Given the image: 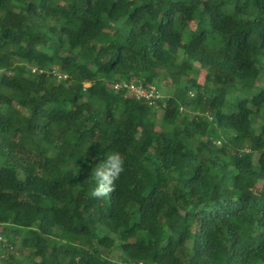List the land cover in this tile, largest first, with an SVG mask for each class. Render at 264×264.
Returning a JSON list of instances; mask_svg holds the SVG:
<instances>
[{
	"label": "trees",
	"instance_id": "16d2710c",
	"mask_svg": "<svg viewBox=\"0 0 264 264\" xmlns=\"http://www.w3.org/2000/svg\"><path fill=\"white\" fill-rule=\"evenodd\" d=\"M119 257L264 264V0H0V264Z\"/></svg>",
	"mask_w": 264,
	"mask_h": 264
},
{
	"label": "clouds",
	"instance_id": "9594fccd",
	"mask_svg": "<svg viewBox=\"0 0 264 264\" xmlns=\"http://www.w3.org/2000/svg\"><path fill=\"white\" fill-rule=\"evenodd\" d=\"M124 165L125 160L121 153L108 154L104 163L93 171L96 187L92 189L91 196L99 199L116 191L115 182L125 171Z\"/></svg>",
	"mask_w": 264,
	"mask_h": 264
},
{
	"label": "built area",
	"instance_id": "2783aa9c",
	"mask_svg": "<svg viewBox=\"0 0 264 264\" xmlns=\"http://www.w3.org/2000/svg\"><path fill=\"white\" fill-rule=\"evenodd\" d=\"M54 74L60 80L67 78V74L54 71ZM113 88L116 92H124L126 97H133L138 100H144L148 103H155L158 99H164V94L151 83H144L139 79H131L129 81H118L114 83ZM121 264H144L143 261H124Z\"/></svg>",
	"mask_w": 264,
	"mask_h": 264
},
{
	"label": "rangeland",
	"instance_id": "374dc122",
	"mask_svg": "<svg viewBox=\"0 0 264 264\" xmlns=\"http://www.w3.org/2000/svg\"><path fill=\"white\" fill-rule=\"evenodd\" d=\"M190 24H191L192 26H194V23H190ZM195 44H196V42H195V41H192V45H195ZM194 64H195V66L197 67V69H198L197 71H198L199 73H198V75H196V76L193 75L192 77L198 79V81L202 83V82H204V80H205V76H206V74H207V72H208L207 65H205V64H203V63H201V62H199V61H197V60L194 61ZM166 82H167V81H166ZM90 84H91V83L86 82V86H90ZM165 84H166V83L164 82V83H163V86H164ZM165 90H166L165 88H162L161 91L164 92ZM192 96L197 97V98H198V101H200V102H204V100H205L204 97H203V95H202L201 93H199V94H198V93H193ZM162 113H163V110H162V109H157V118H158V120L161 118ZM256 117H257V121L262 120V117H261V116L257 115ZM254 192H255L256 194H258L257 191H254ZM161 225L163 226L164 224L161 223ZM65 237H67V235H65ZM14 250H15V249H12V251H14ZM100 251H101V253L103 254V256H107L108 253H110V250H109V249L100 248ZM15 255H16L17 257H22V255H20V253H18V252H16ZM118 255H119V253L116 252V251H114L113 256H114L115 259H117ZM118 261H119V262L121 261V260H120V257H119ZM122 262H124V261H121L120 264H121Z\"/></svg>",
	"mask_w": 264,
	"mask_h": 264
}]
</instances>
